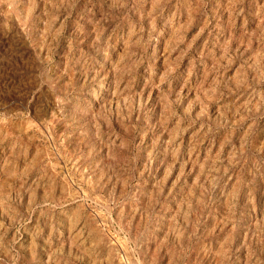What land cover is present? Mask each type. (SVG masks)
Here are the masks:
<instances>
[{
    "label": "rangeland",
    "instance_id": "obj_1",
    "mask_svg": "<svg viewBox=\"0 0 264 264\" xmlns=\"http://www.w3.org/2000/svg\"><path fill=\"white\" fill-rule=\"evenodd\" d=\"M0 264H264V0H0Z\"/></svg>",
    "mask_w": 264,
    "mask_h": 264
}]
</instances>
